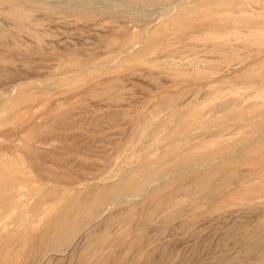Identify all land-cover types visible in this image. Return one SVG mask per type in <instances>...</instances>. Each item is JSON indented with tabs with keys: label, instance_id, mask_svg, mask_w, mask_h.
<instances>
[{
	"label": "bare ground",
	"instance_id": "bare-ground-1",
	"mask_svg": "<svg viewBox=\"0 0 264 264\" xmlns=\"http://www.w3.org/2000/svg\"><path fill=\"white\" fill-rule=\"evenodd\" d=\"M67 1L75 7L70 17L103 15L117 25L103 40L105 58L62 51L45 80H21L0 93V264H64L58 256L79 236L85 240L75 264H109L123 240L131 237L132 251L145 244L143 230L133 234L138 220L147 227L181 220L186 229L195 215L241 209L256 214L257 223L230 227L240 252L219 264H264V0ZM59 12L43 0H0V75H15L19 60L32 70L30 58L45 48V15ZM130 23L142 25L132 31ZM138 69L148 70L152 82H169L158 83L132 112L122 74ZM67 91L74 93L69 103L51 99ZM86 97L104 104L109 119L89 128L84 118L62 124L88 113ZM119 118L135 130L114 143L104 164L90 165L94 178L75 185L38 164L37 157L90 150L72 147L65 131H77L73 140L96 138L118 127Z\"/></svg>",
	"mask_w": 264,
	"mask_h": 264
},
{
	"label": "rangeland",
	"instance_id": "rangeland-1",
	"mask_svg": "<svg viewBox=\"0 0 264 264\" xmlns=\"http://www.w3.org/2000/svg\"><path fill=\"white\" fill-rule=\"evenodd\" d=\"M43 2L47 3V5H50V6L55 5L61 10V12L53 16L45 15V17L48 18L47 19L48 21L46 23L49 24V25L48 24L45 25L46 37H49V38L46 40V37H45V42H44L45 48L43 49L44 53L42 52L41 54H39V57L38 55L36 56L33 55L32 56L33 58L32 57L30 58L31 60L29 61V63L31 62L30 63V65H32L31 67L34 66L32 70L26 71V69L30 67L26 68V65L24 63H21L22 61L19 60L21 64L17 62L18 71L16 70L15 72L16 76L13 75V76L8 77L7 74L0 75V93L1 94L8 95V93H10L12 89V86L15 85L17 82H21V80L22 81L23 80L27 81L31 79L34 81L45 80V78L54 71L56 65L59 63L58 61L59 54L63 52L65 54L76 52L78 53L77 55L81 59H87V57L91 55H94L93 57L99 58V59L105 58L107 56L105 54V50L103 49V45H104L103 40L107 39L111 34H113L114 27L117 25V23L113 24L112 22L108 20L107 17L103 15L95 19L91 18L88 20L86 19L84 21L79 20V18H77L76 16L70 17L71 15L68 13V11L73 10V8L75 7L67 0H43ZM36 14L37 15L39 14L40 16L44 17V15H42L41 13L35 12V15ZM49 16L53 17L54 19L52 18L51 20ZM49 18L52 22L51 21L49 22ZM117 21L118 23L120 22L119 24L124 23L123 20H121L122 22L120 20H117ZM3 24L5 26L10 25L8 21H4ZM137 25L140 26L142 24H137ZM137 25L130 23L127 26L129 30L136 31L138 29ZM23 38L22 39L24 42L26 38L25 37ZM25 41L30 47L35 46V43L29 42L28 39H26ZM47 43H50V44H47ZM1 48L3 47L0 46V53L3 50ZM45 49H46V52H45ZM30 55H28V57ZM17 72L18 73L23 72L24 74L23 73L18 74ZM25 74L26 76L28 75L29 77L27 76L25 78ZM147 74H148V70L143 71L142 69L141 70L138 69V73L136 71V74H135V71L131 72V75H130V72H125V74L124 73L122 74L125 77L123 85H125L124 87L128 86L127 88L128 91L127 89L125 90V94L128 97V98L126 97L127 102H128V108H126L127 110H130L132 112H139L141 109L140 107L143 106L146 102L145 101L146 97L150 94L157 93V85H160L158 83L165 84L169 82V80L165 78V76L160 77L162 79H158L156 81L157 83L152 82V80L149 78V74L148 75ZM18 75H20L21 77H19ZM164 80H167V81L164 82ZM167 85H170V84H167ZM72 93L73 92L70 93L67 91L65 92L66 95L59 94L57 96L56 94H54L52 95L51 99L57 100L59 98L61 99L65 98V102L69 103L74 98L73 96L74 93L73 94ZM84 100L86 101L85 102V104H87L86 106H88V113H85L86 112L85 111L84 115L80 114V117H78L79 116L78 115L77 118H71V119L65 120V122L62 124H65V126H67L69 124L71 125L75 123L76 121L83 120L81 124L89 128L90 125H87L88 123H94L95 121L97 123H100L104 121L105 119L106 120L109 119L110 110H108L104 104L98 103L96 100L91 99V97H86L84 98ZM130 101H133V102H130ZM142 101L143 103H141ZM129 104L131 105L133 104L131 106L132 108L129 107ZM37 109L38 110L36 111V118L38 120L36 121H39V119L40 121H42L41 120L42 115L40 114H43V111L45 108L44 106H41ZM78 112H79L78 109L73 110V113L75 114ZM79 118L81 119L84 118L85 120L84 119L80 120ZM122 122L123 120L120 118L115 120V123L119 124L118 127L108 129L104 133L98 134V136H96L97 139L95 137H87L83 140H73L71 138L74 134L77 133V131H65V139L66 140L70 139L68 142L73 145L72 147L83 148L84 146H89L90 150L86 151L85 154L84 153L80 154V156H78L79 154L77 155L72 154L69 156L67 155L65 156L45 155L43 157H37L38 159L36 158V160L38 161V164H41L42 166L46 165L48 168L53 169V173L52 172L49 173V175L52 178H59L60 176L64 175L66 180H73V182H76L75 185L80 184L81 183L80 181H82L81 179L83 177L94 178L96 175V171L93 170L92 169L93 167H90V165L93 164L94 161H96L98 164H101V165L104 164V158H106V156L109 155L110 153L112 155L113 152L115 151L114 146L117 143L124 142L126 139V135H129L132 132H134L135 126L133 124L128 123L127 121H124L122 124ZM51 124L56 125V126L58 125L55 122H51ZM51 124L49 123V125ZM8 129L9 127L5 128L4 130L6 131ZM62 132L63 131H59V133H62ZM70 158H76L78 161L76 159H74V161L71 160L73 163L70 164L69 162ZM84 164H86L87 166ZM57 186H60V185L57 184ZM64 186L69 188L70 185H64ZM64 186H61V187H64ZM127 201H131V200L128 199ZM111 210H112L111 213L114 210H116L115 206L111 208ZM220 215L219 216L218 214L195 215L194 223L188 225L189 227L187 226L186 229L183 226V224L180 225L181 220L175 222L173 225H169L170 227L162 223L161 224L154 223L152 226L147 227V224L144 222L138 225L137 223L139 220L137 219L138 221L137 222L135 221L136 223L134 226L133 234L134 235H136L137 233L140 234L139 233L140 230H143L144 232L142 231L141 233L144 234V237H146L144 239L145 244H143V246L140 248V251L136 249L132 251L133 250L132 247H130L132 250L128 248V246H130L128 242L129 240H131V237L129 239L127 238L123 240L122 241L123 243L121 242V245L119 246V248L121 247L120 248V251L122 250L121 252L118 251L119 248L115 249L117 252L115 250L110 252L112 257H114L115 261L113 260L109 264H120V263H117L119 262L118 260H120L121 258L123 259L124 256L130 251H131L130 252L131 254L129 253L130 256H128L129 254H127L126 257L127 258L132 257V258L129 260L125 258L127 262L124 264H127V263L128 264H219V262H221L223 258L225 259L234 258L240 252V246L235 243L236 240L234 241V238L232 239L229 237L231 230L234 227H237L238 225L256 224L258 220V216L256 214H253L252 212L244 211L242 209L233 214L225 213L224 215L223 214H220ZM116 226L118 227V225ZM144 226L148 229L147 230H145V228L143 229L142 227ZM114 227L112 231L114 233L115 232L117 233L118 231L116 230L119 228L115 229ZM230 227L231 228L233 227V228L231 229ZM135 230H137V232ZM83 238L84 237L79 236L77 239H75L77 241L74 242V247L70 248L69 250L67 249V251H65L63 255L58 256L61 259L62 258L64 259L63 260L64 264H75L74 259H73V256H74L73 254H75L76 252L82 249L84 240H85V238L84 239ZM124 241L127 242V244H124ZM75 243L77 246L75 245ZM122 244H124L125 246L124 245L122 246ZM75 249L77 251H75ZM141 250L142 251L144 250V251L142 252ZM114 251H115V254H114ZM134 252H136L137 254ZM138 253H139V256H138ZM116 257H117V260H116ZM139 257L140 259H138Z\"/></svg>",
	"mask_w": 264,
	"mask_h": 264
}]
</instances>
